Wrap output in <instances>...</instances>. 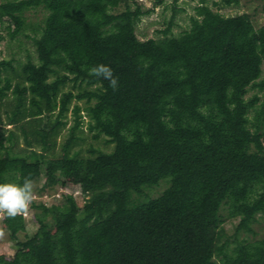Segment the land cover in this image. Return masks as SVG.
Returning <instances> with one entry per match:
<instances>
[{"label":"trees","instance_id":"trees-1","mask_svg":"<svg viewBox=\"0 0 264 264\" xmlns=\"http://www.w3.org/2000/svg\"><path fill=\"white\" fill-rule=\"evenodd\" d=\"M37 8L45 14L34 27L35 59L13 80V59L0 56V183L43 175L30 207L47 238H20L25 215L6 216L15 245L0 264H264V232L255 229L264 218V96H248L264 91V23L205 0L188 28L173 33L171 19L147 38L136 29L151 9L137 0H1L0 23L14 37ZM99 64L111 67L118 90L89 75ZM85 122L110 150L71 152ZM70 175L82 201L55 198ZM162 178L167 185L150 196ZM234 215L228 234L222 224Z\"/></svg>","mask_w":264,"mask_h":264},{"label":"rangeland","instance_id":"rangeland-1","mask_svg":"<svg viewBox=\"0 0 264 264\" xmlns=\"http://www.w3.org/2000/svg\"><path fill=\"white\" fill-rule=\"evenodd\" d=\"M1 1V0H0ZM142 5V9H151L150 12L145 13L141 16V19L137 23V34L140 38H147L152 36H160L163 34L162 30L168 26V22L173 19L171 30L173 33H178L190 25V16L195 13V6L200 3L201 0H177L176 3L173 0H163L157 5H153V0H137ZM206 3L210 4L213 8H217L225 14H235L239 12H247L251 15L253 23L255 26H259L264 23V0H233L230 3L223 2L222 0H205ZM214 2H217L215 4ZM44 10L41 8L31 9L27 12L28 25L24 29L15 35L14 37L10 35V29L7 27V22L4 21L0 23V34L3 38L0 39V56L5 58H12V64L14 69L8 70L12 75L13 80L17 79V73L21 71V63L26 60L28 55L35 59L36 52L33 43V36L37 34L34 27H40L42 19L44 17ZM16 25L12 23V28ZM263 76H264V62H263ZM82 87L73 86L71 83H67L63 88L65 90L72 89L77 92ZM257 92L261 99H263L264 91H258L257 89H252L248 92V96ZM77 102L73 99L72 104ZM79 104L85 105V100H79ZM2 116L6 119L5 113L2 109ZM55 118V114L52 115V119ZM68 121L62 132L58 137V144L55 153L61 154V145L68 136L69 126L73 123L72 111H68ZM87 120V118H85ZM9 128H16V125L6 124ZM78 137L74 140L71 146V152L77 150L80 155L90 154L89 147H94L100 150H110L112 147L111 143L107 142V137L104 134H100L94 137V131L87 129L86 122L76 130ZM20 145L24 143L23 136L19 141ZM167 178H162L158 185L154 186L153 189H148L147 193L150 196L157 195L162 188L167 185ZM165 185V186H164ZM45 181L43 175L40 176L34 182V189L38 196L39 193L45 190ZM74 193L79 201H82L83 194L81 188L76 183V176L70 175L64 186L58 185L56 189V197L60 198V194ZM43 198L54 199L51 196L48 197L45 193L42 194ZM36 196V197H37ZM34 208L30 207L28 214L25 216L26 230L20 231L18 236L24 238L26 235L32 237L34 241H42L47 237L38 228L37 221L33 218ZM240 221L239 215L229 216L222 224L223 229L228 234H233L237 229L238 223ZM10 220L4 216H0V230L3 231V237H0V253L4 254L6 257L14 252L15 239H12L9 234L8 226ZM255 229L258 234L264 232V218L259 222L255 223Z\"/></svg>","mask_w":264,"mask_h":264},{"label":"clouds","instance_id":"clouds-1","mask_svg":"<svg viewBox=\"0 0 264 264\" xmlns=\"http://www.w3.org/2000/svg\"><path fill=\"white\" fill-rule=\"evenodd\" d=\"M90 76L103 78L109 82V87L114 91L119 88V78L113 73L111 67L99 64L88 69ZM34 183L31 178H25L22 184L0 183V216L16 218L27 215L34 200ZM4 233L0 230V237Z\"/></svg>","mask_w":264,"mask_h":264},{"label":"crops","instance_id":"crops-1","mask_svg":"<svg viewBox=\"0 0 264 264\" xmlns=\"http://www.w3.org/2000/svg\"><path fill=\"white\" fill-rule=\"evenodd\" d=\"M11 256V255H10Z\"/></svg>","mask_w":264,"mask_h":264}]
</instances>
